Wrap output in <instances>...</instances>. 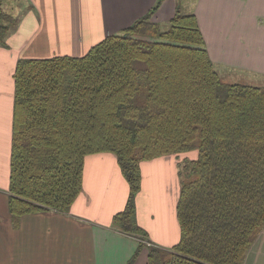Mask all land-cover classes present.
<instances>
[{
  "label": "trees",
  "instance_id": "16d2710c",
  "mask_svg": "<svg viewBox=\"0 0 264 264\" xmlns=\"http://www.w3.org/2000/svg\"><path fill=\"white\" fill-rule=\"evenodd\" d=\"M163 0L81 57L24 59L14 73L8 211L65 213L82 189L84 158L111 153L129 193L112 227L146 248V264H242L264 228V87L217 74L194 14ZM14 18L0 8V45ZM178 162L179 240L146 245L135 198L140 163Z\"/></svg>",
  "mask_w": 264,
  "mask_h": 264
},
{
  "label": "crops",
  "instance_id": "0c3cea01",
  "mask_svg": "<svg viewBox=\"0 0 264 264\" xmlns=\"http://www.w3.org/2000/svg\"><path fill=\"white\" fill-rule=\"evenodd\" d=\"M156 1L2 0L0 8L14 24L0 45V264H127L134 254L138 240L112 227L129 188L111 153L84 158L82 189L67 212L10 215L13 73L24 59L83 56L144 16ZM177 6V0H163L152 21H169ZM192 14L222 77L234 74L235 80L264 85V0H194ZM178 162L177 155H169L140 163L135 212L147 246L168 249L179 240ZM164 168L165 177L153 178ZM148 182L151 197L144 193ZM146 254L143 248L133 264H146ZM242 264H264V228Z\"/></svg>",
  "mask_w": 264,
  "mask_h": 264
},
{
  "label": "rangeland",
  "instance_id": "374dc122",
  "mask_svg": "<svg viewBox=\"0 0 264 264\" xmlns=\"http://www.w3.org/2000/svg\"><path fill=\"white\" fill-rule=\"evenodd\" d=\"M177 2L179 4V6H180L181 13L192 14V7H193L194 0H177ZM0 4H2V0H0ZM160 25H161L162 29H167L168 26H169L168 25V21L160 23ZM214 69L217 72V74H219L221 76L219 70H217L215 67H214ZM222 75H226V74H222ZM231 77L233 79H235V75L234 74H231ZM236 80H241V79H236ZM249 83L251 85H254V86H257V87H264V85H260L257 82H255L254 80H251V82H249ZM177 158L179 159V162L184 160V159H190L191 160V159L196 158V152H191V153H187V154H180V155H177ZM166 173H167L166 168H164V170L163 169H156V171L153 174V178H156L157 176L165 177ZM148 186H149V182L147 184V190L144 191V193L148 194V196L151 197V194H152V190L151 189H152V187L151 186L148 187Z\"/></svg>",
  "mask_w": 264,
  "mask_h": 264
}]
</instances>
